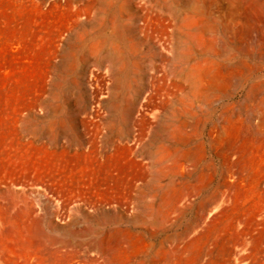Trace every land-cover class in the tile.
I'll use <instances>...</instances> for the list:
<instances>
[{
	"label": "rangeland",
	"instance_id": "1",
	"mask_svg": "<svg viewBox=\"0 0 264 264\" xmlns=\"http://www.w3.org/2000/svg\"><path fill=\"white\" fill-rule=\"evenodd\" d=\"M0 264H264V0H0Z\"/></svg>",
	"mask_w": 264,
	"mask_h": 264
}]
</instances>
